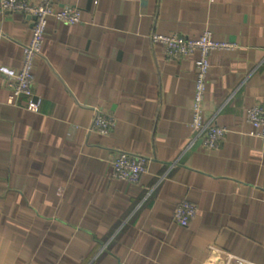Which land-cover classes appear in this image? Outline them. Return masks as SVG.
Instances as JSON below:
<instances>
[{"label": "crops", "instance_id": "obj_1", "mask_svg": "<svg viewBox=\"0 0 264 264\" xmlns=\"http://www.w3.org/2000/svg\"><path fill=\"white\" fill-rule=\"evenodd\" d=\"M34 66L37 110L7 103L32 17L0 14V264H264V138L245 110L264 105V0H50ZM235 44L209 55L204 116L217 148L190 127L194 56L168 60L152 34ZM95 110L113 118L90 129ZM119 151L146 159L135 183L111 176ZM181 200L197 208L173 219Z\"/></svg>", "mask_w": 264, "mask_h": 264}, {"label": "built area", "instance_id": "obj_2", "mask_svg": "<svg viewBox=\"0 0 264 264\" xmlns=\"http://www.w3.org/2000/svg\"><path fill=\"white\" fill-rule=\"evenodd\" d=\"M215 0H206L212 4ZM12 11L32 17L30 41L22 46V63L18 70H2L6 86L9 90L7 103L14 105L20 97L26 98L25 107L37 110L40 100L33 92L34 66L42 56L44 33L49 17L59 22L76 24L80 22L81 10L75 6L56 8L50 0H0V14ZM3 33L0 29V39ZM150 40L161 45L168 60H178L194 56L195 84L191 105L190 127L200 138L203 146L217 148L226 134V129L215 123L214 117L204 116V95L207 88L209 71V55L213 50H229L235 44L216 40L210 29H204L197 38H188L176 33L152 34ZM246 121L252 126V134L264 138V105L254 104L245 110ZM113 118L102 111L95 110L91 128L97 133L106 135L113 126ZM146 159L126 151H119L111 162V176L120 181L135 183L145 171ZM197 208L188 200H181L174 209L173 219L180 226H187L196 215ZM237 264L243 260L236 258Z\"/></svg>", "mask_w": 264, "mask_h": 264}, {"label": "water", "instance_id": "obj_3", "mask_svg": "<svg viewBox=\"0 0 264 264\" xmlns=\"http://www.w3.org/2000/svg\"><path fill=\"white\" fill-rule=\"evenodd\" d=\"M32 18H33V16H32Z\"/></svg>", "mask_w": 264, "mask_h": 264}]
</instances>
